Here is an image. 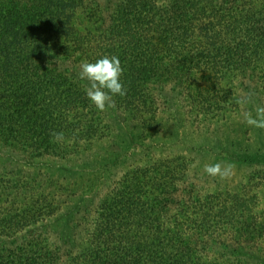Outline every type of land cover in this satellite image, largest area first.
Returning <instances> with one entry per match:
<instances>
[{"label": "trees", "instance_id": "trees-1", "mask_svg": "<svg viewBox=\"0 0 264 264\" xmlns=\"http://www.w3.org/2000/svg\"><path fill=\"white\" fill-rule=\"evenodd\" d=\"M112 55L127 92L100 111L80 65ZM230 95L264 97V0H0V264H264V219L197 208L162 160L117 151L123 122L151 140L208 133L210 109L231 125Z\"/></svg>", "mask_w": 264, "mask_h": 264}, {"label": "rangeland", "instance_id": "rangeland-1", "mask_svg": "<svg viewBox=\"0 0 264 264\" xmlns=\"http://www.w3.org/2000/svg\"><path fill=\"white\" fill-rule=\"evenodd\" d=\"M232 104H237V107L233 109L234 115H231L228 120L231 125L225 124L224 116L220 115V124L223 125V127L220 126L221 129L216 124L217 116L216 111L213 109L209 110V115L202 116V113L199 115L202 124L204 126L208 125V133L204 131L199 133L189 123L173 124L172 122V124L162 129V134L156 137L158 139L151 140L145 138L144 135L137 134L141 129L140 126L135 127L133 124L130 126L123 122L120 128L119 143L117 144L120 149L116 150L123 151V162H130L128 164H131V160H137L140 156V158H150L154 161L157 159L162 160L166 166L164 167L163 163H156L155 169L165 168L169 175L173 177L175 180L174 185L177 186L175 191L177 198L188 197L183 194H186V191L191 190L193 187L192 192H189L192 193L190 203L200 202L195 206L197 208L200 204L205 207H207L205 204H209V209H211L212 206L221 207L232 202V205L239 206L233 208H239L245 216L257 215L260 216L259 218L264 219V162L261 160L258 162L241 160V155L245 153L251 156H264V129L249 126L243 119V113L247 106L253 112V115H255V108L258 105L264 106V97L252 105L250 102L247 104L238 103L230 95L228 106L230 107ZM226 115H230V113H226ZM115 129H107V133L102 139L105 144L111 138V134L115 135ZM164 135L165 139L163 138ZM122 140L126 141L127 144ZM95 148L96 145H92L87 153L96 159L89 162L79 159V165H74L76 170L78 167L80 174L88 177L89 180H92L98 171L92 169L95 166V160H97L95 156L97 152H93ZM148 153H151L154 158H151ZM137 162L139 161L134 162L132 165L145 161ZM218 162L224 166L229 164L233 166V175L230 178L220 179L219 177L209 176L204 172L205 165ZM150 166L154 167V165ZM109 174L107 177L110 176ZM115 174L111 177V181L115 179V176L120 175L117 171ZM101 184V181L97 185L90 184V188L92 190L97 189L99 193L102 192L103 194L106 186L104 188V185ZM83 188L87 190L89 185H82ZM90 195H87V197ZM208 201L209 203H207ZM61 225L62 222L59 221L55 227Z\"/></svg>", "mask_w": 264, "mask_h": 264}, {"label": "clouds", "instance_id": "clouds-1", "mask_svg": "<svg viewBox=\"0 0 264 264\" xmlns=\"http://www.w3.org/2000/svg\"><path fill=\"white\" fill-rule=\"evenodd\" d=\"M123 71L121 62L115 55L103 56L95 62L86 61L80 65L79 77L88 81L86 95L98 110L106 111L107 108H115L113 97L117 94L121 97L126 95L127 90L121 81ZM249 102L247 98H241L238 101L241 104ZM243 119L249 126L264 129V106L258 105L255 108V115L252 111H245ZM56 135L62 137V133ZM204 172L212 177L227 179L233 175V166L231 164L224 166L218 162L205 165Z\"/></svg>", "mask_w": 264, "mask_h": 264}]
</instances>
